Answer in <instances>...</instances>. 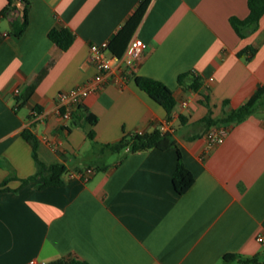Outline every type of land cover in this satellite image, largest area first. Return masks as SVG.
Returning a JSON list of instances; mask_svg holds the SVG:
<instances>
[{"label": "crops", "instance_id": "crops-1", "mask_svg": "<svg viewBox=\"0 0 264 264\" xmlns=\"http://www.w3.org/2000/svg\"><path fill=\"white\" fill-rule=\"evenodd\" d=\"M142 1L29 0L20 36L0 14V182L10 177L0 189V264L64 256L90 264H241L227 253L264 259V240L257 239L264 236V105L227 125L216 145L206 135L214 124L203 121L225 116L264 87V14L245 37L230 20L248 15V0H151L132 36L148 46L126 80L83 98L70 119L55 109L62 90L94 76L90 43L110 40ZM6 4L0 0V13ZM62 27L75 33L67 49L49 35ZM249 45L255 53L240 56ZM190 72L201 84L183 107L192 77L181 83L179 75ZM138 75L173 90L170 118ZM34 109L45 117L32 125ZM26 127L36 133L43 161L67 166L62 184L22 182L38 168ZM156 128L173 133L195 176L184 193L173 185L176 147H104ZM87 167L94 169L89 180L69 174Z\"/></svg>", "mask_w": 264, "mask_h": 264}, {"label": "trees", "instance_id": "trees-1", "mask_svg": "<svg viewBox=\"0 0 264 264\" xmlns=\"http://www.w3.org/2000/svg\"><path fill=\"white\" fill-rule=\"evenodd\" d=\"M17 1L18 0H7V4L0 14L8 16L13 20V33L16 36H20L24 33L29 23L28 13L30 2L29 0H22L24 8L20 9ZM150 1L151 0H143L123 24L121 29L110 39V49L115 55L121 56L124 53L134 31L144 17ZM248 4L249 13L246 17L241 18L239 16H232L230 18L235 31L242 37L247 36L257 29L260 19L264 14V0H248ZM49 35L51 39L62 49H67L75 38V33L67 27L53 28ZM255 51L256 49L249 45L239 51V55L243 56L245 53L253 55ZM189 75L192 77V89L198 90L201 80L200 76L195 72L181 73L179 75V82L182 83ZM136 80L142 89L149 93L152 98H154L166 109L167 118H170L177 104L173 90L165 82L149 76L138 75L136 76ZM262 105H264V87L260 86L254 97L240 107L230 110L223 117L214 118L209 114L203 119V121H205L208 125H230L232 122L240 121L248 114L257 111ZM92 121L94 122V120L91 119V122ZM22 134L32 145L33 156L38 166L36 173L22 179V182L27 183L41 177L42 182L39 184V187L62 184L63 175L67 172V166L63 163L48 164L40 158L38 154V137L31 127H26ZM104 147L117 151L125 148H130V151H136L152 147H176L178 151V159L177 166L173 174V185L175 190L178 193H184L192 185L195 179L193 172L185 165L177 140L170 131H163L160 128H156L151 132H145L142 134L133 133L131 135L123 136L116 143L105 144ZM9 178L0 182V189L6 185ZM224 258L227 260L238 258L241 264H264V259L261 258L260 255L244 257L238 253H227ZM46 264L90 263L78 257L64 256Z\"/></svg>", "mask_w": 264, "mask_h": 264}, {"label": "built area", "instance_id": "built-area-1", "mask_svg": "<svg viewBox=\"0 0 264 264\" xmlns=\"http://www.w3.org/2000/svg\"><path fill=\"white\" fill-rule=\"evenodd\" d=\"M147 43L140 37L134 36L130 39L124 53L121 56L115 55L110 49V40L102 42H91L90 61L95 67L94 76L87 82L76 85L72 88L62 90L58 94L56 103V111L61 113L66 119L72 117L74 109L79 105L83 98L93 92L100 91L108 83L120 84L127 78L126 71L130 70L135 60L147 48ZM121 62L120 66L116 67L114 61ZM213 79V78H212ZM196 97L195 90L190 92L182 99V106L187 107L194 102ZM45 113L43 110L34 109L32 112V125L44 120ZM227 125H214L206 133L209 144L216 145L222 143L228 134ZM138 133L142 134V131ZM130 150V148H127ZM94 173L92 167H87L82 170L69 172L70 176L79 177L83 180H89ZM258 240H264V236L259 234ZM29 264H38L35 259H32Z\"/></svg>", "mask_w": 264, "mask_h": 264}, {"label": "rangeland", "instance_id": "rangeland-1", "mask_svg": "<svg viewBox=\"0 0 264 264\" xmlns=\"http://www.w3.org/2000/svg\"><path fill=\"white\" fill-rule=\"evenodd\" d=\"M183 129V130H182ZM179 130H182L184 131V127H182V125L179 126ZM237 264H240V263H237Z\"/></svg>", "mask_w": 264, "mask_h": 264}]
</instances>
